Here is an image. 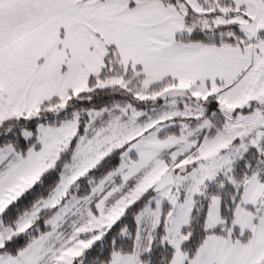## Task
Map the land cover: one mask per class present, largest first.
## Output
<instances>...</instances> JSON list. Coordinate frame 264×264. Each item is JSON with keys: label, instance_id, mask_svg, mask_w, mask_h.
<instances>
[{"label": "snow or ice", "instance_id": "6c2138e0", "mask_svg": "<svg viewBox=\"0 0 264 264\" xmlns=\"http://www.w3.org/2000/svg\"><path fill=\"white\" fill-rule=\"evenodd\" d=\"M0 264H264V0H0Z\"/></svg>", "mask_w": 264, "mask_h": 264}]
</instances>
